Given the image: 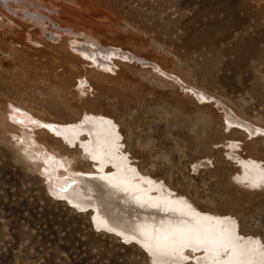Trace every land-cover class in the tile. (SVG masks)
<instances>
[{"label": "rangeland", "instance_id": "rangeland-1", "mask_svg": "<svg viewBox=\"0 0 264 264\" xmlns=\"http://www.w3.org/2000/svg\"><path fill=\"white\" fill-rule=\"evenodd\" d=\"M85 2L87 26L138 60L116 58L111 70L88 60L94 72L83 74L81 59L10 43L0 27V264H207L203 249L150 252L96 224L91 206L53 193L44 156L54 168L68 158L82 173L99 170L97 161L77 139L46 129L51 154L43 141L26 145L9 127L15 109L67 125L85 111L112 118L128 164L196 210L232 220L264 264V0ZM247 163L262 177L253 180Z\"/></svg>", "mask_w": 264, "mask_h": 264}, {"label": "bare ground", "instance_id": "bare-ground-1", "mask_svg": "<svg viewBox=\"0 0 264 264\" xmlns=\"http://www.w3.org/2000/svg\"><path fill=\"white\" fill-rule=\"evenodd\" d=\"M83 11H86L85 0H0V27L6 41L10 43L26 40L43 47L49 45L56 48L60 55L81 59L84 67L80 71L83 74L94 72L88 69V60L92 65L103 62L104 65L98 67L111 70V66L118 62L114 60L116 58L139 59L125 47L116 42L110 43L109 38L100 36L95 29L88 27L85 16L88 11ZM48 21L54 27L51 28ZM48 30L53 34L49 36L55 37V43L46 42L48 36L45 32ZM62 47L65 50H60ZM78 80L80 89L84 90L88 78L79 72ZM195 93L200 95L198 91ZM8 115L11 122L7 121L10 125L7 124L16 130L15 134L26 145L36 140L43 141L44 149L47 150L44 151L51 154L50 137L42 136L46 129L70 141L77 139L85 146L87 154L97 161L99 170L96 172H77L71 167L68 158L54 160L57 162L54 168L51 158L48 160L46 156L43 158L49 164L44 168L47 173H53L49 182L50 190L71 198L80 206H91L96 224L123 238L134 240L156 254L182 256L185 249H203L207 264H256L252 257L261 254L260 247L249 241L241 242L232 220L215 218L202 213V210H196L189 201L177 195L172 196L170 189V192L164 190V186L156 183L152 176L141 174L127 163L126 158L117 151L120 133L112 118L85 111L78 123L67 125L61 122L48 123L25 109L10 110ZM227 119L239 123L231 115ZM241 125L250 132L257 129L250 124ZM36 147L34 150L38 152ZM109 162H113L114 167L108 171ZM244 170L253 173V180L261 178L263 174L262 168L249 163L244 165Z\"/></svg>", "mask_w": 264, "mask_h": 264}]
</instances>
